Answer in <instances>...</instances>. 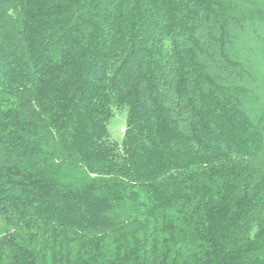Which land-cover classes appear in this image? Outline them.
<instances>
[{
  "label": "trees",
  "instance_id": "1",
  "mask_svg": "<svg viewBox=\"0 0 264 264\" xmlns=\"http://www.w3.org/2000/svg\"><path fill=\"white\" fill-rule=\"evenodd\" d=\"M0 264H264V0H0Z\"/></svg>",
  "mask_w": 264,
  "mask_h": 264
},
{
  "label": "rangeland",
  "instance_id": "2",
  "mask_svg": "<svg viewBox=\"0 0 264 264\" xmlns=\"http://www.w3.org/2000/svg\"><path fill=\"white\" fill-rule=\"evenodd\" d=\"M124 123H125V117L123 114H119L118 116H115L111 121L109 130L111 136L114 139H118V140L120 139L121 136L120 129L124 127Z\"/></svg>",
  "mask_w": 264,
  "mask_h": 264
}]
</instances>
